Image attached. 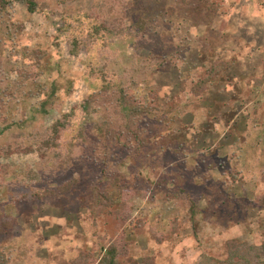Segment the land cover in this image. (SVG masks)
Returning a JSON list of instances; mask_svg holds the SVG:
<instances>
[{
  "label": "rangeland",
  "instance_id": "rangeland-1",
  "mask_svg": "<svg viewBox=\"0 0 264 264\" xmlns=\"http://www.w3.org/2000/svg\"><path fill=\"white\" fill-rule=\"evenodd\" d=\"M33 1V12L25 0L0 12V128L2 119L9 127L1 140L12 143L0 156V264H98L109 247L120 264H193L203 255L224 263L228 241L261 243L264 0H206L211 10L176 0ZM70 15L82 26L143 20L145 37L122 51L145 74L135 98H154L164 117H146L149 141L138 155L88 131L85 155L72 148L64 171L49 168L26 136L92 92L85 49L67 47ZM216 61L227 70L193 97ZM45 100L54 109L42 115Z\"/></svg>",
  "mask_w": 264,
  "mask_h": 264
},
{
  "label": "trees",
  "instance_id": "trees-1",
  "mask_svg": "<svg viewBox=\"0 0 264 264\" xmlns=\"http://www.w3.org/2000/svg\"><path fill=\"white\" fill-rule=\"evenodd\" d=\"M11 0H0V12ZM180 5L202 6L211 10L206 0H176ZM31 12L35 10L33 0H25ZM139 18L134 24L129 25L123 18L115 22H101L100 25L88 24L82 26V22L70 15L66 20L67 47L71 54L77 55L81 48L85 49L86 62L84 80L91 88L89 93L79 104L72 106L68 112L63 113L48 128H41L37 124L26 137V142L36 147L41 160L48 164L49 168L62 167L64 171L73 168L70 154L75 148L79 150L82 157L85 155L84 146L87 143L88 131L96 137L98 143L101 141L115 142L124 149L133 150L140 154L147 145L148 127L145 124L146 117L153 114L157 117V108L154 98L149 103H144L135 98L131 88L145 74L135 66L134 58L123 53L126 44H136L145 37V25ZM49 65L51 57H47ZM222 70L227 69L223 62L216 61L200 73L201 78L196 80L192 87L193 97L200 99L207 90V86L215 85L221 77ZM183 90L182 86L180 87ZM56 94L55 85H52L47 98H54ZM196 107V105H195ZM3 108H0L2 110ZM54 107L45 100L40 105V114H49ZM4 114L1 113V116ZM96 119V120H95ZM99 120V121H98ZM4 124L0 128V156L11 154L9 149L11 141L5 146L1 140L2 135L9 127ZM90 123V129L87 126ZM89 129V130H88ZM240 134V132H236ZM17 134L16 137H18ZM17 139V138H16ZM101 140V141H100ZM28 144V145H29ZM14 142L13 146L17 148ZM67 149V150H66ZM0 167L1 177L5 171ZM69 186L65 191L69 190ZM63 190V189H62ZM48 193V192H45ZM259 204L264 206V196L259 198ZM189 212L194 215L196 207L194 202L188 200ZM227 257L224 263L211 257L202 256L201 260L193 264H264V240L255 245L246 242L230 240L226 243ZM116 248L109 247L104 250L98 264H120ZM3 260V257L0 256Z\"/></svg>",
  "mask_w": 264,
  "mask_h": 264
}]
</instances>
